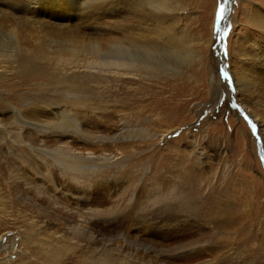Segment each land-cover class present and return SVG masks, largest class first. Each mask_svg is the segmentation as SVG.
I'll list each match as a JSON object with an SVG mask.
<instances>
[{"label":"rangeland","instance_id":"374dc122","mask_svg":"<svg viewBox=\"0 0 264 264\" xmlns=\"http://www.w3.org/2000/svg\"><path fill=\"white\" fill-rule=\"evenodd\" d=\"M107 1L26 0L22 11L2 9L0 264L41 262L35 243L19 242L29 234L33 220L53 232L64 230V213L52 209L49 194L58 198V206L106 209L122 206L131 193L134 205L125 213L112 214L110 221H81L74 234L68 233L70 251L55 264H85L87 257L102 251L133 264H264V90L255 88L260 95L254 89L250 96L243 93L234 74L250 54L264 57V30L249 16L253 8L264 13V0H166V8L154 0L130 5L127 0L118 9L111 5L93 11L108 6ZM223 1L229 6L225 12L223 5L221 16ZM82 8L92 12L88 19L77 12ZM115 11H121L118 23L113 21ZM13 28L20 31L22 49H15L9 38ZM117 28L167 44L177 42L179 47L155 51L153 62L161 73L107 85L109 91L103 81L64 73L57 62H44L39 55L59 41L87 44L95 38H105L101 53L106 54V37ZM35 46L33 57L23 50ZM75 99L80 104L67 102ZM60 107L75 120L73 127H55ZM123 124L128 128L125 139H98ZM57 149L87 161L81 182L49 156ZM153 185L162 192L180 185L200 191L191 199L199 209L185 211L179 225L163 218L167 210L157 212L158 222L137 218V206L146 201L145 191ZM207 202L222 207L218 217L198 214ZM38 206H46L51 214L40 215ZM69 224L75 226L74 221ZM192 238L201 245L196 254L186 251L188 259L154 252ZM11 240H16L14 248Z\"/></svg>","mask_w":264,"mask_h":264},{"label":"bare ground","instance_id":"6f19581e","mask_svg":"<svg viewBox=\"0 0 264 264\" xmlns=\"http://www.w3.org/2000/svg\"><path fill=\"white\" fill-rule=\"evenodd\" d=\"M25 1L26 0H0V3H5V5H0V27L3 25V18H4V15L2 14V9L9 8V6H11L12 8H14V10L22 11L21 8L26 4V3H23ZM126 1L127 0H110L109 2L107 1L108 6L104 5L102 7H99V5H98L93 9V11H95L97 9H104L105 10L111 5H112L111 6L112 8H113V6H115L118 9L120 7V5H126L127 4ZM136 1H138V0H131L129 5L132 3L134 4ZM154 1L161 7H164V8L167 7V1L166 0H154ZM128 2H129V0H128ZM124 7L126 8V6H124ZM27 11L31 12L30 10H27ZM249 11H250L249 16L251 18L252 24L257 25L258 27H260L261 29L264 30V13H259V11L255 8H253ZM77 12L85 15L87 19L92 14V12H90V11H87V12L84 11L83 12V8L77 9ZM126 12L129 13V11H126ZM120 13H121V11H118V12L115 11L114 16H113V18H114L113 21L115 23L119 22ZM258 18H259V20H261V22H262L261 24L257 23L256 19H258ZM128 30L129 29L117 28L114 31L113 35L106 37L107 38L106 40H108L107 42L110 46V52H108L106 54H104V51L101 53L102 48L104 46H107V45L103 44V43L106 44V42H104L105 38H95V39L89 41L87 44L82 43V42L76 43L77 41H73V40H69L68 43H62L59 41V42H56L54 45L52 44V46L50 45L46 51H41L39 53V55L41 56V58L43 60H45L44 62H46L47 59H48V61H49V59H51L55 63L57 62L56 65L58 67H60V70L63 71L64 73L69 72V73H73L75 75L85 76L86 78L94 80V81H99V80L103 81L102 83L106 84V86L103 85L106 91H109V89H110L107 87V85H113L117 82H121V84H125V81L130 82L129 80L131 78H138V79L146 78V77H148L146 75L150 74L151 72H153L155 74L161 73L160 70L158 71V68L156 67L155 63L153 62V54L155 53V51H157L159 49H161V50L173 49L174 50L178 46V43L177 42H171V43L167 44V43L161 42L160 40L155 39V38H145L144 35L133 36V35L128 33ZM0 32H2L1 28H0ZM8 34H9V38L11 37L10 39H12L11 41H13V43L15 45L14 46L15 49L16 48L22 49L20 47V42H19L20 31L18 30V28L9 29ZM2 38H3V36H2ZM57 43H59V44H57ZM105 49H106V47H105ZM178 49H177V51H178ZM23 50L26 54L31 53V56L33 57L34 55L37 54L36 51L38 50V47H36V46L35 47H25ZM21 51L18 52V54L16 55L17 57L21 56ZM171 52H173V51H171ZM179 52H176V54H179ZM1 55H3V54H1ZM13 56H14V54H13ZM55 63H54V65H55ZM41 68H40V70H41ZM234 74H235L236 80L239 84V90L240 91H242L243 93H246L247 95L250 96L253 93L252 90L254 89V91L257 92L258 95H260L258 89L255 90V88L260 87L261 90H264V57H260V56H257L255 54H250L243 61V64H242L240 70L235 71ZM65 81H67V80H65ZM97 84H98V82H97ZM239 90H238V94H239ZM258 95H256V96H258ZM99 97H100V95H99ZM258 97H260V96H258ZM79 99L78 100L75 99L74 101L69 100L67 102H70L71 104H78V103L80 104ZM99 100H101V99H99ZM87 104L88 103L85 101V105H87ZM249 111L253 114V116H257L256 112L254 110H252L251 108ZM59 112H60L61 119L55 124L56 125L55 127H57V129H60L64 126L73 127L72 125H74L75 120L69 118V116H70V114H68L69 112H67L65 110V108H61V107H60ZM51 124H52V122H51ZM75 125L77 126V123ZM78 127H75V128H78ZM127 129L128 128L123 124L122 126H120V128L117 132H115V133L112 132L113 134L108 133L109 135H106V136L105 135H103L101 137L99 136L100 138H98V139L100 141L107 140L110 142L117 143L119 140L125 139V137H127V134H126ZM3 130H4V128L2 129L0 126V144L2 142ZM58 131L61 132L60 130H58ZM79 131H80V129L78 128L77 132H79ZM59 135L64 136L65 134L61 132V133H59ZM89 138H91V137H89ZM91 139L93 140V137ZM64 151H59L57 149L56 151H54L53 154L51 153L49 156H53L56 160L59 161L58 163L61 164L65 170H68L67 172L64 170V172L68 173L69 170L71 172H74L75 173L74 174L75 181L81 182L82 178L84 179V176H85V174L83 172L86 171L85 169L89 167V165L86 164L87 161L85 162V160L82 157L75 156L71 153H67ZM88 157H90V156H88ZM101 157H103V156H101ZM90 167H93V166L91 165ZM181 175L183 176V174H180L179 176H181ZM190 181H191V179H190ZM36 188H37V186H36ZM185 190H187L188 193H185ZM145 192H147L146 197H145L146 201L140 202L138 204L137 210H136L137 212L135 214L136 217L139 219L144 218V217H146V218L150 217L153 220V222H158L157 219L159 217H161L160 214H158L159 211L165 212L167 210L168 213L167 214L165 213L166 215L163 216V218L169 217V218H167V221L174 222V223L177 222L174 225H179L178 221L180 220V218L182 216H184L185 211H194L196 209H199V207H197L196 204H193L191 202V199L195 200L196 196L198 195V193L200 191L190 190L184 185H180V187L177 189H176V187L172 188L171 190H167L166 192H162L161 189L156 187V185H155L154 187H152V186L148 187ZM166 195L168 196V198L170 199L171 202L167 201L168 198L164 199V200L159 199L160 196L163 197ZM83 196H81V197H83ZM132 196H134V193L133 194L131 193V195L126 200H124L122 202V204L120 203L122 206L118 207L117 205L116 206L114 205V206H110L109 208H106V209H97V208L94 209L92 207L91 208H81V207H79V208L75 207L74 208V207H67L65 205L58 206V205H61L58 202V198L55 195L49 194L47 196V199L49 201V204H53L52 209L55 208L56 212L64 213L63 214L64 218L60 219L61 223L64 224V226H65V228L63 227L64 230L62 229L63 231L53 232L50 229L48 230V227L44 229L43 226L45 224L44 225H43V223L39 224L38 220H33L32 218H30L33 220V224L30 225L31 226L30 232L23 239L20 238L19 242H20V244H25L26 242L28 244L35 243L36 246L33 247V250L37 254V259L38 258H39V260L41 259V262H39L38 264H55L57 261L60 260V258L63 255L66 254L67 251H70V247H71L70 244H72V243H70V240H69L70 237L68 236L69 235L68 233L72 232L74 234L77 230L78 224H82V222L87 223L88 221L94 222L95 220L100 219L102 217L106 221H110L111 219L115 218L114 216H111L112 214H114L116 212L125 213L123 211H126L127 209L131 208L134 205V204H131L132 203L131 201L133 200ZM76 197H78V196L76 195ZM86 199H84V200H86ZM207 199H209V198H207ZM210 200H211V198H210ZM119 202H120V200H119ZM161 202H162V204H164L161 206L162 208L159 207ZM209 203L207 202L205 204H202V207H201L202 209H200L198 214L201 213L202 216H207L208 218H210L211 216H214V215H216V217H218L220 215L219 209L222 210L221 209L222 207L216 208L213 205H212L213 207L212 206L210 207ZM46 205H48V204H46ZM118 205H119V203H118ZM165 206H167V207H165ZM44 207H46V206H38L39 214L40 215L51 214V210L45 209ZM1 218H2V214L0 213V220H1ZM73 221L75 222V226H72V224L71 225L69 224L70 222L72 223ZM61 223H60V225H61ZM84 230L81 232V235L85 234V233H83ZM43 231L44 232L46 231V232L43 233ZM100 234H102V233H100ZM83 236H86V235H83ZM89 237H91V236H89ZM106 237H108V236H106ZM91 238H93V237H91ZM74 239L76 240L77 238H74ZM15 241L11 240L10 248L15 247V245H16ZM78 243H80V242H78ZM87 244H91V242L87 243ZM110 244H112V243H110ZM0 245H1V243H0ZM100 245H101V243H100ZM102 245H105V244H102ZM199 245H201L199 239H196V238L193 239L192 238V239L179 241L178 243L175 244V246H173L171 248H163L162 247V248H160V250H157V249L154 250L152 247H149V248H152V250H154V252L158 253V255H163V256H167L168 258H171L173 260L182 261L183 259H188L191 256V254H189L186 251H188V250L190 251L192 249L195 252L194 254H196V252L199 251ZM109 248H110V246H109ZM3 249L4 248L1 247L0 251H2ZM87 252H89V251H87ZM91 252L93 253V251H91ZM124 257H126V256H124ZM120 260L124 261V263H121ZM84 263L85 264H133L134 261L131 263L124 258L120 259V256L118 258V257H115V255H113L111 253L102 251L101 253H95L91 257H87L85 259ZM35 264H37V263H35ZM140 264H150V262L145 260L144 262H142ZM197 264H199V263H197ZM202 264H205V263L202 262ZM206 264H208V263H206Z\"/></svg>","mask_w":264,"mask_h":264},{"label":"snow or ice","instance_id":"6c2138e0","mask_svg":"<svg viewBox=\"0 0 264 264\" xmlns=\"http://www.w3.org/2000/svg\"><path fill=\"white\" fill-rule=\"evenodd\" d=\"M219 11H220V14L222 16L223 15V12H224V6L223 5L220 6ZM225 76L227 77V73H225Z\"/></svg>","mask_w":264,"mask_h":264},{"label":"water","instance_id":"95a60500","mask_svg":"<svg viewBox=\"0 0 264 264\" xmlns=\"http://www.w3.org/2000/svg\"><path fill=\"white\" fill-rule=\"evenodd\" d=\"M222 5H224V6L227 7L226 10H225V12H227V10H228V6H229V4H227V1H225V3H224V1H223ZM221 37H222V36H221ZM222 38H223V37H222Z\"/></svg>","mask_w":264,"mask_h":264}]
</instances>
